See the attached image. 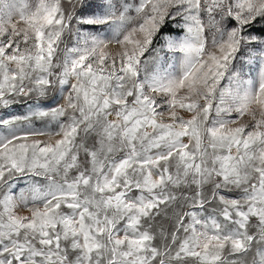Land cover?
<instances>
[{"label":"snow or ice","instance_id":"obj_1","mask_svg":"<svg viewBox=\"0 0 264 264\" xmlns=\"http://www.w3.org/2000/svg\"><path fill=\"white\" fill-rule=\"evenodd\" d=\"M0 264H264V0H0Z\"/></svg>","mask_w":264,"mask_h":264},{"label":"rangeland","instance_id":"obj_2","mask_svg":"<svg viewBox=\"0 0 264 264\" xmlns=\"http://www.w3.org/2000/svg\"><path fill=\"white\" fill-rule=\"evenodd\" d=\"M62 102V101H61ZM24 111V109L22 108V107H17L16 108V112H23ZM37 126H39V125H37Z\"/></svg>","mask_w":264,"mask_h":264}]
</instances>
